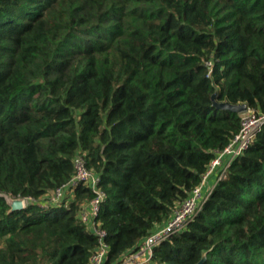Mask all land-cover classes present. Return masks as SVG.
I'll list each match as a JSON object with an SVG mask.
<instances>
[{"label": "trees", "instance_id": "trees-1", "mask_svg": "<svg viewBox=\"0 0 264 264\" xmlns=\"http://www.w3.org/2000/svg\"><path fill=\"white\" fill-rule=\"evenodd\" d=\"M214 102L264 113V0H0V264H91L92 189L41 202L76 156L105 195L102 264L134 252L239 132ZM151 262L264 264V124Z\"/></svg>", "mask_w": 264, "mask_h": 264}, {"label": "built area", "instance_id": "built-area-1", "mask_svg": "<svg viewBox=\"0 0 264 264\" xmlns=\"http://www.w3.org/2000/svg\"><path fill=\"white\" fill-rule=\"evenodd\" d=\"M264 124V113H255L248 109L241 116V127L239 132L230 140L227 146L211 160L206 172L203 174L201 182L196 186L191 195L183 201L173 212L171 219L161 228L151 232L142 244L134 251L124 256L118 264H152L151 257L153 248L174 234L186 227V225L199 212L209 193L211 192L215 182L225 176V171L231 161L240 155L252 143L261 126ZM74 175L70 181L57 188L55 191L44 196L41 199L42 206L58 204L62 199H69L73 186L82 183L89 186L95 196L89 201L80 213L81 220L96 234L98 239V247L92 255L91 264H102L107 253V245L103 238L106 233L97 227L95 217L97 216L102 203L105 200L104 193L99 189V177L89 171L81 156H76L73 160ZM220 168V172L216 180L206 189L210 176ZM66 199V200H67ZM26 203L27 200L25 199Z\"/></svg>", "mask_w": 264, "mask_h": 264}, {"label": "water", "instance_id": "water-1", "mask_svg": "<svg viewBox=\"0 0 264 264\" xmlns=\"http://www.w3.org/2000/svg\"><path fill=\"white\" fill-rule=\"evenodd\" d=\"M214 106L220 110H226L233 113H243L248 110V107L245 103L242 104H229L227 102L216 103L214 102ZM7 205L10 207V212L16 210H22L26 207V201L23 198H11L8 196H4Z\"/></svg>", "mask_w": 264, "mask_h": 264}, {"label": "crops", "instance_id": "crops-1", "mask_svg": "<svg viewBox=\"0 0 264 264\" xmlns=\"http://www.w3.org/2000/svg\"><path fill=\"white\" fill-rule=\"evenodd\" d=\"M211 184H212V181H211V179H209V182H208V184L205 186L204 190H206Z\"/></svg>", "mask_w": 264, "mask_h": 264}, {"label": "rangeland", "instance_id": "rangeland-1", "mask_svg": "<svg viewBox=\"0 0 264 264\" xmlns=\"http://www.w3.org/2000/svg\"><path fill=\"white\" fill-rule=\"evenodd\" d=\"M246 112H243V113H240V115L242 116V115H244Z\"/></svg>", "mask_w": 264, "mask_h": 264}]
</instances>
